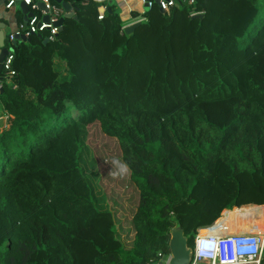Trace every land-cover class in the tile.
<instances>
[{
  "label": "trees",
  "instance_id": "obj_1",
  "mask_svg": "<svg viewBox=\"0 0 264 264\" xmlns=\"http://www.w3.org/2000/svg\"><path fill=\"white\" fill-rule=\"evenodd\" d=\"M62 2L58 40L7 42L0 264H158L176 222L193 247L242 206L231 230L264 233V0L154 4L130 35Z\"/></svg>",
  "mask_w": 264,
  "mask_h": 264
},
{
  "label": "built area",
  "instance_id": "obj_2",
  "mask_svg": "<svg viewBox=\"0 0 264 264\" xmlns=\"http://www.w3.org/2000/svg\"><path fill=\"white\" fill-rule=\"evenodd\" d=\"M22 1L27 6L35 7L32 0ZM187 1L189 4L194 2V0ZM142 2L144 5H148L150 9L156 4L166 13H169L170 8L176 6L175 0H160L159 4L155 3V0H142ZM44 4L47 13H42V15L33 14L25 25H22L17 32L9 36V42H13L20 36L28 38L31 35L43 36L44 34L48 36L49 42L56 41V36L59 34L57 24L66 13L62 7L50 3L49 0H44ZM14 5L15 0H11L7 4V8H11ZM103 13L99 16L100 20L103 19ZM144 14L145 11L137 17H133L131 24L146 21ZM44 15L48 16V21L44 20ZM13 59V53H9L3 63V70L7 72L8 77L14 75L11 70ZM242 207L223 210L220 217L212 225L201 227L197 230L194 245L191 247L192 257L190 264H262L264 259V237L255 232H247L239 227H237L236 232L231 230L228 214L232 211L241 212ZM171 257L170 252L160 254L158 264H170Z\"/></svg>",
  "mask_w": 264,
  "mask_h": 264
},
{
  "label": "water",
  "instance_id": "obj_3",
  "mask_svg": "<svg viewBox=\"0 0 264 264\" xmlns=\"http://www.w3.org/2000/svg\"><path fill=\"white\" fill-rule=\"evenodd\" d=\"M38 9L41 12L47 13L46 6L44 4V0H36ZM56 4L61 5V7L65 11V16L58 22L57 26L59 27V34L63 30V26L66 19H71L76 17V10L71 6L70 4L63 3L62 0H53ZM160 0H155V3L159 4ZM181 1V0H178ZM22 7L24 8L25 13H27V19L25 20L26 23L28 20L33 16V13L29 12V7L23 4V1L20 0ZM151 9L148 7V5L144 6L145 13H148ZM160 11L162 13H165L161 8ZM101 13L104 12V9L100 10ZM193 18L202 19L204 17V14H195L192 16ZM44 20L48 21V16H44ZM142 22H137L134 24H130L124 28V33L127 35L132 34L137 27L141 25ZM59 34L56 36V40L59 38ZM5 38L2 33H0V74L3 70V63L5 59L9 55V51L7 48H5ZM48 39H45V43H48ZM4 123V119H0V126H2ZM169 250L171 253V260L170 264H190L191 257H192V248L189 247L188 244V238L185 236L183 228L180 223L176 222L175 226L171 228L170 230V242H169Z\"/></svg>",
  "mask_w": 264,
  "mask_h": 264
},
{
  "label": "crops",
  "instance_id": "obj_4",
  "mask_svg": "<svg viewBox=\"0 0 264 264\" xmlns=\"http://www.w3.org/2000/svg\"><path fill=\"white\" fill-rule=\"evenodd\" d=\"M10 1L11 0H0V33H2L5 38L4 41L5 48H7L11 54L13 53V51L9 46H7L8 45L7 42H9L8 38L11 34L17 32L22 25L26 24L25 20L27 19L28 14L25 13L20 0H15V5L11 8H7V4ZM107 1L111 2L112 5L113 4L116 5L117 11L119 12L122 21L125 24H127L126 26L132 23L134 13L141 14L144 11L145 5L143 4L142 0H107ZM175 1H176V6H179V1L178 0ZM49 2L58 5L53 0H49ZM32 3L35 7L33 8V6H28L29 12L35 14L34 10H39L37 5L38 3L36 0H32ZM23 4L25 6L27 5L24 2ZM58 6L61 7V5ZM107 8L108 7L105 6L102 9H104L105 11L107 10ZM42 13L45 12L40 11V15H42ZM4 117H2L4 119L3 124L6 123Z\"/></svg>",
  "mask_w": 264,
  "mask_h": 264
},
{
  "label": "clouds",
  "instance_id": "obj_5",
  "mask_svg": "<svg viewBox=\"0 0 264 264\" xmlns=\"http://www.w3.org/2000/svg\"><path fill=\"white\" fill-rule=\"evenodd\" d=\"M127 171H128V167L126 164H120L119 165V171H118L119 175L123 176L127 173Z\"/></svg>",
  "mask_w": 264,
  "mask_h": 264
},
{
  "label": "bare ground",
  "instance_id": "obj_6",
  "mask_svg": "<svg viewBox=\"0 0 264 264\" xmlns=\"http://www.w3.org/2000/svg\"><path fill=\"white\" fill-rule=\"evenodd\" d=\"M243 230H245V231H247V232L250 231V229H249L248 227H245ZM250 232H251V231H250ZM260 235H262V236L264 237V233H261Z\"/></svg>",
  "mask_w": 264,
  "mask_h": 264
},
{
  "label": "rangeland",
  "instance_id": "obj_7",
  "mask_svg": "<svg viewBox=\"0 0 264 264\" xmlns=\"http://www.w3.org/2000/svg\"><path fill=\"white\" fill-rule=\"evenodd\" d=\"M139 14H140V13H139ZM126 25H127V24H125V23H124V26H126ZM4 118H5V120L7 119V117H6V116H5Z\"/></svg>",
  "mask_w": 264,
  "mask_h": 264
}]
</instances>
